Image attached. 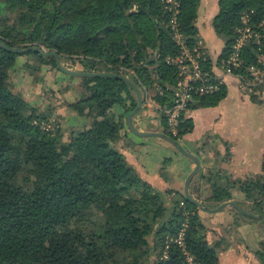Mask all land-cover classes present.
<instances>
[{
  "label": "trees",
  "instance_id": "obj_1",
  "mask_svg": "<svg viewBox=\"0 0 264 264\" xmlns=\"http://www.w3.org/2000/svg\"><path fill=\"white\" fill-rule=\"evenodd\" d=\"M179 1L177 23L193 45L199 38L201 0ZM218 5L212 26L224 48L217 59L209 56L205 69L225 68L242 17L251 10V25L262 38L242 45L245 65L237 71L246 72L249 64L263 66L264 0H219ZM170 20L164 0H0V39L6 44H46L59 51L69 69L127 74L120 67L136 68L137 75L129 77L140 87L142 82L149 89L155 81L161 84L163 93L153 98L163 108L178 99L174 68L156 59L180 51ZM141 62L148 66H137ZM45 68L61 72L54 56L0 48V264H189L186 252L197 263L220 264L219 246L209 243L200 209L185 195L169 204L114 145L126 120L113 107H123L126 114L136 108L134 88L116 77H81V94L67 104L80 121L64 126L55 109L34 106L15 90L18 70L29 72L36 86L44 84ZM227 92L225 85L211 95L193 94L181 113L178 135L169 131L165 112L155 110L162 131L180 140L195 128L189 112L218 105ZM52 118L58 125L53 131L35 123ZM198 181L193 193L207 206L231 201L238 190L245 197L239 206L264 214V156L260 174L234 178L213 167ZM229 208L236 217L264 223V218ZM184 222L185 248L174 240L167 243ZM255 254L264 264V243Z\"/></svg>",
  "mask_w": 264,
  "mask_h": 264
},
{
  "label": "crops",
  "instance_id": "obj_2",
  "mask_svg": "<svg viewBox=\"0 0 264 264\" xmlns=\"http://www.w3.org/2000/svg\"><path fill=\"white\" fill-rule=\"evenodd\" d=\"M218 2L219 0H201L199 16L196 20L198 39L206 44L208 56L213 60L218 58L224 48L223 40L216 35L212 26L213 18L219 12ZM261 62L264 67V56H262ZM56 80L58 83L54 82L55 88L53 89L55 95L58 90L63 93L68 90L66 94L59 95V103L68 104L78 99V95L82 92L81 79L63 75L57 77ZM57 84L59 86H56ZM226 87L227 96L218 105L198 108L189 112L195 128L179 140L184 149L197 155L201 160L199 177L197 179L194 177L190 185V193L195 198L192 184L198 185L199 178L210 175L213 167L228 171L234 178H245L262 172L264 87L258 90L259 92L255 95L244 94L239 87V80L234 76L226 78ZM252 97H255L256 100H253ZM34 98L32 103L35 102L38 107L41 104H46L42 100V96ZM67 104L62 105L63 108H59V105L56 106V103L50 104V106L55 109L57 115L62 117V120L71 121L77 114L67 108ZM47 105L49 104L47 103L45 107L41 108L44 109L48 107ZM143 108L144 113L135 115L134 125L142 131H161L163 126L160 118L152 121L149 119L148 125L145 124V118L157 116L156 109L146 105ZM113 111L117 115H123L125 120L127 119L123 107L115 105ZM62 123L64 124V120ZM114 145L126 156L128 162L144 180L165 193L169 204L176 196L184 195L185 181L193 169L194 162L173 147L171 143L160 137H140L128 128L126 121L125 129ZM165 159H169V161L166 164V169L163 170ZM203 190L209 191L208 186L205 187L204 184ZM231 195V201H235L238 205L245 202L242 192L233 190ZM223 210L225 211L220 215L201 209L199 211V216L207 228L209 243L219 245L220 264H257L255 251L261 248L264 243V223L250 221L246 218L237 220L235 213L230 211L229 207ZM231 226L229 245L222 246L218 239H224L226 228H231ZM238 235L246 236L249 245L242 246L241 238H236Z\"/></svg>",
  "mask_w": 264,
  "mask_h": 264
},
{
  "label": "built area",
  "instance_id": "obj_3",
  "mask_svg": "<svg viewBox=\"0 0 264 264\" xmlns=\"http://www.w3.org/2000/svg\"><path fill=\"white\" fill-rule=\"evenodd\" d=\"M165 8L171 14L169 25L172 27L174 38L180 46L178 54H157L156 59H162L167 65L174 68V75L177 78V96L176 103L167 108L160 106L153 98L155 93H163L160 83L154 82L152 89L146 87L141 83V90L144 95V105L152 107L156 110L165 112L167 127L173 135H178L179 126L181 124V113L188 109V105L192 100L193 94L195 95H211L226 85V78L234 76L239 80V87L244 94L255 95L261 88L264 87V67L260 64H249L246 67V72L237 71L239 67L245 65L244 60L240 55V48L246 42L251 40L259 41L262 38V33L257 31L251 25V14L253 10L244 13L242 17L243 25L238 28L239 36L236 43L233 45V52L229 56L226 66L223 69L207 70L204 64L207 62L209 56L205 43L198 39L193 45L187 43L183 32L179 29L177 17L180 14V1L179 0H164ZM264 22V21H263ZM143 66H148L146 62H142ZM55 119H48L35 121L41 128L46 131L54 130L58 125H54ZM184 206L185 202L181 201ZM188 213L187 210L184 212ZM188 225L187 222L183 226L179 234L174 238H169L167 243L175 241L181 247L185 248V233ZM189 264H201L194 261L192 255L186 252ZM167 257L165 250L164 255Z\"/></svg>",
  "mask_w": 264,
  "mask_h": 264
},
{
  "label": "water",
  "instance_id": "obj_4",
  "mask_svg": "<svg viewBox=\"0 0 264 264\" xmlns=\"http://www.w3.org/2000/svg\"><path fill=\"white\" fill-rule=\"evenodd\" d=\"M0 48L11 51V52H16V53H26V52H30V51H35V52H38V53L45 55V56H54L55 60H56L57 68L61 72L65 73L66 75L71 76V77H104V76H110V77L119 78V79L127 82L128 84H130L134 88L136 95H137V99H138V105L127 116L126 121H127L128 128L134 134H136L140 137H160L161 139L171 143L173 145V147H175L177 150H179L185 156L191 158L192 161L194 162L193 169L190 172V174L187 176L186 181H185V186H184L185 198L190 203L196 205L199 209H201L203 211H207L209 213L219 212L226 207H234L242 215L253 217V218H256V217L264 218V214H261L258 216L254 215L251 212L243 209L235 201H227V202H224V203L218 205L217 207L210 208L209 206L204 204L202 201L197 200L194 196L191 195L190 185H191V182H192L194 176L199 172V170L201 168V160L199 159V157L197 155H195V154L187 151L186 149H184V147L181 145L179 140L173 138L172 136L168 135L167 133H165L163 131H142L141 129H138L134 125L133 119H134L135 115H137L142 110V108L144 107V95H143V91L141 90V87L133 79H131L128 75L118 74V73H114V72H86V71H80V70H76V69H69L63 65V63L61 62V54L59 53V51H57L55 49H44L43 47H37L35 45L30 46V47H13V46L6 44L1 39H0Z\"/></svg>",
  "mask_w": 264,
  "mask_h": 264
},
{
  "label": "rangeland",
  "instance_id": "obj_5",
  "mask_svg": "<svg viewBox=\"0 0 264 264\" xmlns=\"http://www.w3.org/2000/svg\"><path fill=\"white\" fill-rule=\"evenodd\" d=\"M206 45V44H205ZM41 46L44 48V49H52V47H50V46H48V45H46V44H41ZM137 66H139V67H146V66H143V64H142V62L141 63H139ZM78 68V66H73V69H77ZM46 70H47V68H45ZM120 69L122 70V71H126L127 72V74H125V75H137V70H136V68H130V67H120ZM48 72H50V73H48ZM54 72V73H53ZM47 74H46V76H45V80H47V82H44V84H38V85H34V82H33V77L30 75V73L29 72H27V71H25L24 69H20V70H18L16 73H15V75H14V80H15V84H16V91L18 92V93H21L28 101H34L35 100V98L34 97H38L39 95L40 96H42V100H44V103H48L49 105H47L48 107H50L51 108V106H50V104L52 105L53 103H56V106H58L59 108H63L62 107V105L64 106V104H67V103H59V100H60V97H59V95H61L63 92L62 91H60V90H58L57 91V93H56V95L54 94V86H55V84H54V82H56V83H58V80H56L57 79V77H62L64 74L63 73H61V72H59L58 70H56V69H52V70H47V72H46ZM66 76H68V75H66ZM152 77H153V75H152ZM81 77H75V79H80ZM153 78H155V77H153ZM156 82V81H155ZM145 86H146V84L144 83V82H142ZM47 84V85H46ZM56 86H59L58 84L56 85ZM147 87V86H146ZM64 91V90H63ZM67 91L68 90H66V91H64V93L63 94H66L67 93ZM62 94V95H63ZM34 98V99H33ZM35 102H33V104H34ZM36 104V103H35ZM34 104V106H37V104L35 105ZM46 104L44 105V104H41V106L40 107H45L46 106ZM61 104V105H60ZM68 106V105H67ZM48 107H46V108H44L46 111L48 110L47 108ZM68 108V107H67ZM144 108L139 112V113H144ZM130 113V112H129ZM129 113H127V116H128V114ZM138 113V114H139ZM137 114V115H138ZM77 116L75 115L72 119H71V121H74V122H78V121H80L79 120V118H76ZM153 118V119H152ZM146 119V121H145V124H147V122H149V119L152 121V120H156V119H158V116H150L149 118H145ZM64 120V126L65 125H67V123H68V125H69V122H70V120H68V119H63ZM62 120V121H63ZM156 122V121H155ZM72 123V122H71ZM148 125V124H147ZM155 126H157V125H155ZM156 128V127H155ZM162 131V130H161ZM179 151V150H178ZM199 172L194 176L195 177V179H197L198 177H199ZM208 176H210V175H208ZM208 176H206V177H208ZM204 193H207L206 191H203ZM217 207V206H216ZM210 208H214V207H210ZM229 210L231 211V209L229 208ZM203 211V210H202ZM223 211H225V210H221V211H219V212H216V213H213V214H216V215H220V214H222L223 213ZM207 212V211H206ZM238 217V216H237ZM239 218L240 217H238V218H236L237 220H239ZM247 219V218H246ZM237 220H235V222L237 223ZM250 221H257V222H263V221H261V220H253V219H249ZM227 230H225V235H223V238L224 239H218V242L222 245V246H225V245H229V236L231 235V232H232V226H231V228L229 227V228H226ZM206 236H207V232H206ZM249 237H250V235H249ZM227 238V239H226ZM236 238L237 239H239V238H241V240H240V242H241V245L242 246H247V245H249V243H247V237L246 236H240V235H238V236H236ZM208 239V238H207ZM209 241V240H208ZM215 242H217V241H215ZM219 246V245H218ZM220 248H222V247H220ZM257 250V249H256ZM256 258H257V260H258V263L257 264H259V263H261V261L259 260V258L256 256Z\"/></svg>",
  "mask_w": 264,
  "mask_h": 264
}]
</instances>
